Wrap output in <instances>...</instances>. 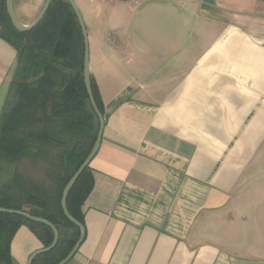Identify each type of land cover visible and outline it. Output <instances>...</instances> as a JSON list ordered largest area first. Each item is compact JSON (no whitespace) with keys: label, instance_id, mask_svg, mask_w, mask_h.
<instances>
[{"label":"crops","instance_id":"obj_1","mask_svg":"<svg viewBox=\"0 0 264 264\" xmlns=\"http://www.w3.org/2000/svg\"><path fill=\"white\" fill-rule=\"evenodd\" d=\"M104 4L129 9L86 26L104 129L66 264H264V1ZM15 66L0 39V113ZM42 248L20 227L13 264Z\"/></svg>","mask_w":264,"mask_h":264},{"label":"trees","instance_id":"obj_2","mask_svg":"<svg viewBox=\"0 0 264 264\" xmlns=\"http://www.w3.org/2000/svg\"><path fill=\"white\" fill-rule=\"evenodd\" d=\"M0 39L16 51V66L0 113V208L27 212L53 224L57 245L31 264H58L79 238V229L60 207L62 191L88 156L98 119L83 80V38L66 0H54L29 32H17L0 0ZM96 106L104 115L90 76ZM93 187L89 165L71 188L66 209L84 225L82 205ZM25 226L50 246V228L0 213V264H13L10 243Z\"/></svg>","mask_w":264,"mask_h":264},{"label":"water","instance_id":"obj_3","mask_svg":"<svg viewBox=\"0 0 264 264\" xmlns=\"http://www.w3.org/2000/svg\"><path fill=\"white\" fill-rule=\"evenodd\" d=\"M54 0H45L39 13L37 14L36 18L33 20V22L29 25H23L21 24L14 12V8H13V1L12 0H5V7H6V12L8 15V18L11 22V25L13 26V28L20 33H24V32H29L30 30H32L33 28H35L38 23L43 19V17L45 16L50 4L53 2ZM67 3L70 5V7L72 8L80 31H81V36L83 38V46H84V52H83V80H84V85L86 88V92L89 98V102L90 105L98 119V124H99V128H98V132L96 135V139L95 142L88 154V156L86 157V159L82 162V164L79 166L78 170L73 174V176L69 179V181L67 182V184L65 185L62 194H61V199H60V207L61 210L63 212V215L71 222L73 223L75 226H77V228L79 229V238L76 241L75 245L72 247L71 251L68 253V255L61 260L58 264H66L74 255V253L78 250V247L80 246V243L84 237V228L83 226L78 223L76 220H74L68 213L67 209H66V200H67V196L71 190V188L74 186V184L76 183L77 179L79 178V176L81 175V173L84 171V169L89 165V163L91 162V160L93 159V157L96 155L99 146H100V142H101V138H102V133H103V129H104V119L102 114L100 113V111L98 110L93 94H92V90H91V81H90V69H89V50H88V38H87V31H86V26L84 24L83 18L81 16L80 10L77 6V4L74 2V0H66ZM205 3H211L212 0H202ZM0 213H5V214H11V215H16V216H20L23 217L31 222L34 223H38V224H42L44 226H47L48 228H50V230L52 231L53 234V241L50 244V246L46 247V248H42L39 249L37 251H35L28 259V263L27 264H31V262L39 255L44 254V253H48L51 250L54 249V247L57 245L58 240H59V234H58V230L57 228L51 224L50 222H48L47 220L43 219V218H38V217H34L29 215L27 212L24 211H18V210H11V209H3L0 208Z\"/></svg>","mask_w":264,"mask_h":264},{"label":"rangeland","instance_id":"obj_4","mask_svg":"<svg viewBox=\"0 0 264 264\" xmlns=\"http://www.w3.org/2000/svg\"><path fill=\"white\" fill-rule=\"evenodd\" d=\"M74 2L76 4L78 3L77 6L80 10L84 24L85 26H89V27L90 25H93L95 23L108 24L109 27L117 26L118 16L120 17V15L123 14V12H125V10L129 9L128 7L125 6H117V7L106 6L104 3H101L98 0H74ZM130 7L135 8L134 6H130ZM21 19L27 21L28 25L31 22V20H28V18L25 17Z\"/></svg>","mask_w":264,"mask_h":264},{"label":"built area","instance_id":"obj_5","mask_svg":"<svg viewBox=\"0 0 264 264\" xmlns=\"http://www.w3.org/2000/svg\"><path fill=\"white\" fill-rule=\"evenodd\" d=\"M99 2H102V3H112V2H124L125 4L129 5V6H134V7H137V6H140L141 3L144 1V0H98ZM173 1H182V0H173ZM264 1V0H263Z\"/></svg>","mask_w":264,"mask_h":264}]
</instances>
